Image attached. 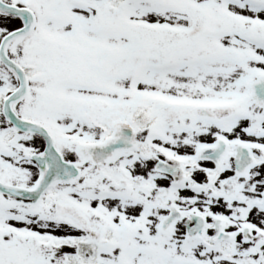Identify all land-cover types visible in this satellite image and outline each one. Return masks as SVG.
<instances>
[{
  "label": "snow or ice",
  "instance_id": "snow-or-ice-1",
  "mask_svg": "<svg viewBox=\"0 0 264 264\" xmlns=\"http://www.w3.org/2000/svg\"><path fill=\"white\" fill-rule=\"evenodd\" d=\"M0 264H264V0H0Z\"/></svg>",
  "mask_w": 264,
  "mask_h": 264
}]
</instances>
